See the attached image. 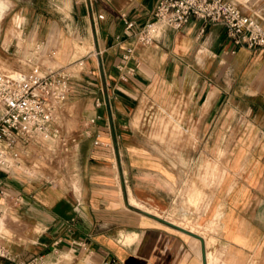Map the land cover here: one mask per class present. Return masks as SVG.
I'll use <instances>...</instances> for the list:
<instances>
[{"label": "crops", "instance_id": "0c3cea01", "mask_svg": "<svg viewBox=\"0 0 264 264\" xmlns=\"http://www.w3.org/2000/svg\"><path fill=\"white\" fill-rule=\"evenodd\" d=\"M227 1L259 10L264 28V0ZM10 2L20 45L13 37L7 51H36L41 69L69 76L60 138L48 141L69 152V165L51 168L50 182L33 175V146L19 168L0 170V247L36 264H264V50L194 18L141 45L136 32L155 0ZM164 119L195 140L161 152L146 126L167 127ZM220 150L204 211L218 226L212 247L140 209L170 207L204 155L220 165ZM186 190L187 201L200 192Z\"/></svg>", "mask_w": 264, "mask_h": 264}, {"label": "built area", "instance_id": "2783aa9c", "mask_svg": "<svg viewBox=\"0 0 264 264\" xmlns=\"http://www.w3.org/2000/svg\"><path fill=\"white\" fill-rule=\"evenodd\" d=\"M190 18L223 27L237 47L264 50L259 10L245 13L237 3L227 0H155L136 39L141 45L151 44ZM131 26L132 21H124L125 29ZM36 57L34 51L24 60L27 71H0V170L5 173L22 164L30 147L60 138L56 112L67 98L69 76L61 69H41ZM93 144L100 146L101 142L93 140ZM0 257L11 264H36L35 258L17 260L1 247Z\"/></svg>", "mask_w": 264, "mask_h": 264}, {"label": "rangeland", "instance_id": "374dc122", "mask_svg": "<svg viewBox=\"0 0 264 264\" xmlns=\"http://www.w3.org/2000/svg\"><path fill=\"white\" fill-rule=\"evenodd\" d=\"M13 8L15 9L16 6H11L10 0H0V71L3 72L18 70L27 71V66L24 60L29 56L26 53H12L11 49L7 51V43L13 37L17 38L16 45H20V41L18 39L19 31L16 27L20 21V17H18V14L15 13ZM164 120L165 122H168L165 123L167 127L160 129L159 126H146L148 130V140L155 142L156 145H158L162 150L161 152L164 151V144L166 143H178L183 140H195L194 134H185V132L181 131V129L175 128V126L169 122L170 119ZM62 125L65 127V129L69 128L67 118L62 120ZM221 137L222 134L220 135V138ZM36 148L38 151H40L37 152L40 163H35V167L31 168L34 171L32 172L33 175L39 174L41 175V179L43 178L45 181L50 182L53 176H55L51 174V168L55 167L57 169H68L69 152H63V150L59 149L55 144L51 146L48 142L42 143V145ZM224 152L225 151L220 150L219 153L221 159L220 165L216 164L217 161L214 162L204 155L201 163L196 166L195 172H193L197 175V180L189 179L184 181L181 186L177 187V190L174 192V197H172L171 203L169 202L170 207L167 209L163 211L157 210L156 208L150 207L145 203H142L145 208H139L150 212L151 214L165 221L176 224L182 228H186L188 231L203 237V239L208 240L212 238V244H208L209 247H212L216 242L215 234L217 233L218 226L216 220H211L209 222L210 219L207 214L205 215L204 211L209 204V197L216 185L215 177L220 173V170L223 169L221 163ZM43 164H45V166H43ZM24 165L25 164H23V166ZM218 168H220L219 171ZM189 184H192L200 192L195 193L194 197L187 201L186 187Z\"/></svg>", "mask_w": 264, "mask_h": 264}, {"label": "bare ground", "instance_id": "6f19581e", "mask_svg": "<svg viewBox=\"0 0 264 264\" xmlns=\"http://www.w3.org/2000/svg\"><path fill=\"white\" fill-rule=\"evenodd\" d=\"M152 123V122H151ZM188 232H190V231H188ZM190 233H192V232H190Z\"/></svg>", "mask_w": 264, "mask_h": 264}]
</instances>
